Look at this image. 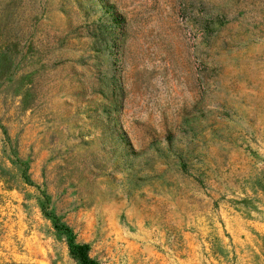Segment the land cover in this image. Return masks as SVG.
<instances>
[{
    "label": "rangeland",
    "instance_id": "1",
    "mask_svg": "<svg viewBox=\"0 0 264 264\" xmlns=\"http://www.w3.org/2000/svg\"><path fill=\"white\" fill-rule=\"evenodd\" d=\"M264 264V0H0V264Z\"/></svg>",
    "mask_w": 264,
    "mask_h": 264
},
{
    "label": "trees",
    "instance_id": "2",
    "mask_svg": "<svg viewBox=\"0 0 264 264\" xmlns=\"http://www.w3.org/2000/svg\"><path fill=\"white\" fill-rule=\"evenodd\" d=\"M70 251L72 252V255L77 259L79 264H95L88 257L85 246L71 244Z\"/></svg>",
    "mask_w": 264,
    "mask_h": 264
}]
</instances>
